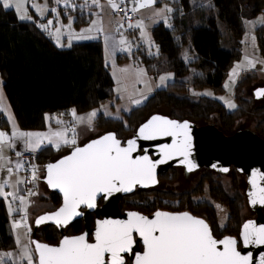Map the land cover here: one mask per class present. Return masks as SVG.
Masks as SVG:
<instances>
[{
    "label": "trees",
    "instance_id": "obj_1",
    "mask_svg": "<svg viewBox=\"0 0 264 264\" xmlns=\"http://www.w3.org/2000/svg\"><path fill=\"white\" fill-rule=\"evenodd\" d=\"M202 8L193 0H170L172 9L167 20L160 21L152 28V39L158 49L150 54L143 43L132 54L120 53L117 61L138 58L148 73L157 76L165 71H178L183 67L185 48L193 54L190 65L197 71L189 79L176 77L166 86L156 89L147 100L129 112L124 118H114L100 112L95 126L99 130L111 128L118 137L130 136L133 126L147 117L156 107L167 105L173 118H189L214 122L226 134H231L238 122L247 114L254 115L256 132L264 138V97L261 104L245 95V86L256 76L248 72L235 86L237 107L229 110L225 103L209 95H194L191 88L210 87L215 93L225 90V82L235 62L243 54L242 39L245 33V18H253L264 9V0H208ZM84 5L60 6L64 17L74 16L77 28L89 24L93 11ZM258 43L264 54V24L256 28ZM0 75L3 87L15 117L21 128L43 130L56 125L60 117L68 123L74 121L76 113L90 111L116 97L115 80L111 65L104 55L101 38L75 41L60 46L51 33L40 27L38 19H21L13 7L4 8L0 0ZM117 100L119 97L116 98ZM3 125L6 120L3 117ZM71 145H62L57 150L46 145L38 150V168L53 159ZM68 150V151H69ZM63 155V154H62ZM175 168L165 172L168 179L176 176ZM232 182L226 187L220 174L204 169L202 181L192 191L179 194L152 190L138 192L121 199L120 206L136 207L150 213L157 206L174 204L171 210H189L206 218L217 237L239 236L242 224L241 211L247 197L239 185L241 173L233 166L230 170ZM163 175V174H162ZM160 176V180L164 176ZM169 175V176H168ZM172 175V176H171ZM209 182V194L216 203L226 205L230 215L225 225L219 222L216 206L207 200L196 201L194 195L204 192V184ZM170 193V194H169ZM149 194V195H148ZM136 197L135 200L130 199ZM50 200V210L57 208L62 201L57 192H50L43 201ZM92 224L95 216L90 214ZM10 214L4 198L0 197V251L13 249L16 240L9 228ZM84 228L82 219L73 222L67 229L69 234L80 233ZM39 237L56 243L60 233L55 226L44 225L38 230ZM5 264H13L5 261Z\"/></svg>",
    "mask_w": 264,
    "mask_h": 264
},
{
    "label": "snow or ice",
    "instance_id": "obj_2",
    "mask_svg": "<svg viewBox=\"0 0 264 264\" xmlns=\"http://www.w3.org/2000/svg\"><path fill=\"white\" fill-rule=\"evenodd\" d=\"M59 2V0H57ZM111 2V0H110ZM156 0H144L139 4L143 8L154 4ZM98 3V0H93ZM15 6L19 11L23 7V0H3V7ZM38 11L46 5H33ZM112 7H117L112 3ZM138 9L134 8L133 11ZM171 11V9H166ZM21 19H31L25 15ZM259 23L264 24V18ZM49 24L52 21L48 22ZM96 23L95 21L93 22ZM253 23V22H249ZM138 27H143V22H137ZM47 28L48 25H40ZM90 30V29H89ZM57 32L60 30L57 29ZM84 37L78 36L77 39ZM125 43V40H121ZM130 50V49H129ZM248 58L245 57V60ZM255 67V63L249 61L247 65L238 63L229 77L235 82L243 67ZM124 71H127L125 69ZM138 75H144L143 70H138ZM170 75L161 76L160 84L163 85L170 79ZM225 87H229L228 84ZM198 95H211V93H199ZM257 96H264V88L257 89ZM2 97V90H0ZM219 99H224L220 97ZM141 101L134 100L139 104ZM229 108H236L232 102H228ZM0 109L7 111L2 104ZM72 115L77 122H84L85 117L76 116V110ZM96 116V110L87 114V122L90 124ZM11 118V117H10ZM57 123L63 121L57 120ZM12 137H23L29 148L35 150L41 147L45 141L53 145L57 150L61 145L76 144V139L66 138L67 130H60L51 133L20 132L15 128L13 119ZM75 136V129H71ZM139 134L144 139H155L158 136H173L176 141L171 145L161 146L164 159L153 162L148 156L133 158L132 153L136 150V140H128L126 147H121V142L116 139L115 133H108L97 140H93L85 147H76L74 151L59 160L55 164L47 165V182L53 187L60 189L63 193V205L56 211L46 213L36 219L37 225L47 221H53L58 226H66L74 217L81 215L78 211L81 205L88 208L96 207L97 197L107 198L114 193L132 192L139 185L148 187L159 183L156 177L157 164L165 163L173 156H183L182 163L187 164V170L193 171L197 165L188 159L191 149L190 125L188 121L179 122L164 116L154 115L147 123L139 129ZM10 137L7 133L0 131V156L3 146ZM11 146V145H9ZM20 155V153H17ZM23 167L17 164V168ZM213 168L216 165H212ZM12 169H8L11 173ZM221 171L228 172L229 169L222 168ZM255 176V173H253ZM36 179V170L33 166L32 180ZM20 183V181H17ZM255 184V180H253ZM15 187V185H13ZM259 202L264 203V188H259ZM36 193L29 192L28 195ZM0 196L5 198L11 196L19 199L24 205L28 200L25 196L17 197L15 193L5 192L4 185L0 183ZM196 199V198H194ZM201 200L206 198H200ZM253 203H256V194H253ZM216 207L219 208L217 205ZM10 211L11 204L8 205ZM26 216L22 217V222ZM15 228L21 227V222H13ZM27 227L26 223L24 225ZM243 241L245 244H264V226L256 228L252 222L244 226ZM30 231V228L28 229ZM133 233H138L142 238L145 251L133 253L134 264H251L249 255H241L237 251V240L234 237L226 236L221 240L213 237L212 231L203 218L193 216L189 212H163L156 211L153 218H149L138 212H129L126 220L105 219L98 221L95 231V242L89 243L87 234L79 236L64 237L58 246L29 241L23 245L21 260L26 264H33V251L31 244H35V252L38 253V264H125L124 253H131L136 241ZM20 243V237H16ZM222 245V249L218 247ZM106 254L109 259L106 261ZM11 257L12 253H0V264L4 257ZM261 264H264V256L261 257Z\"/></svg>",
    "mask_w": 264,
    "mask_h": 264
},
{
    "label": "rangeland",
    "instance_id": "obj_3",
    "mask_svg": "<svg viewBox=\"0 0 264 264\" xmlns=\"http://www.w3.org/2000/svg\"><path fill=\"white\" fill-rule=\"evenodd\" d=\"M43 1V0H42ZM110 2V0H108ZM166 2H170V0H165ZM41 0H23V7L21 10H17L19 15H23V13H30L33 14L32 9L34 8L33 5H39ZM194 4L198 5L199 8H202L205 4H209L208 0H193ZM255 0H248V3L250 5H253ZM112 3H115L117 7H112ZM119 1L118 0H111L110 2V12L113 13L117 11V8L119 7ZM171 5V4H170ZM15 7V6H14ZM99 10H96L97 13H100L101 8H98ZM56 16H59V13L57 11ZM120 16V15H119ZM116 16L113 21H117L118 17ZM103 18L107 19L106 14L103 15ZM120 18V17H119ZM262 18H264V9L263 11L257 15L256 17L253 18H245V33L242 39V47H243V54L240 59H238L232 69L238 64H244L247 65L249 61L255 63V67H243L240 72L238 77L236 78L235 82L233 83L230 81L229 77L232 73V69L229 73V77L227 78L225 85L228 84L229 87H225V90L220 93H215L210 87H203V88H191V92L194 95H198L199 93H211L212 97H215L219 99L220 97H223L224 99H219L223 101L226 105V107L229 110H233L235 108H229L227 106L228 102H232L235 105H237V100L235 98V86L238 82V80L244 76L248 72H253V76H256V78L249 84L245 86V95L247 97L253 98L254 95V90L258 87H264V54L261 50V45L258 43L257 39V32L256 28L262 24L259 23ZM122 19V18H121ZM166 18L165 20H167ZM73 20V17H71L70 21ZM109 22V21H108ZM253 22V23H249ZM72 23H60L55 29H53V24H50V26L47 27V29H50L54 35L56 41L60 44V36L61 35H69L71 34L75 29L71 25ZM43 25H49V24H43ZM96 25V23H95ZM134 23L130 22H124L121 20L119 22L118 28L123 30L121 34V40H124V34L129 36L131 38V35H129V31L134 28ZM91 28V27H90ZM59 29L60 31L57 32L56 30ZM77 32V31H75ZM125 35V36H126ZM126 36V40H127ZM129 41V40H128ZM130 42V41H129ZM141 43L144 44V46L148 49V52L150 54L157 53L158 49L152 41L151 36L147 34L145 29H142L141 33ZM125 44H127L125 42ZM70 45V43H69ZM126 49V50H124ZM122 51H127L131 52L132 50H129V48H126L123 46ZM245 57L248 59L245 60ZM140 55L138 58H130L127 60H124L122 62H116L115 59L111 56H107V63L111 65V72L113 74L114 80H115V92H116V97L113 100L107 101L103 104H101L99 107H96L90 111L83 112V113H76V116L80 117H85L84 122H77L76 119L74 118V121L71 123H68L64 117H60V121H63V123H58V125L62 130H67L66 131V138L68 140H71L73 138L76 139V144L71 145L77 146V145H83L87 143L88 141L99 137L102 135L105 131L112 130L111 128H108L106 130H99L95 126V119L98 116L100 112L105 113L107 116L114 117V118H124L125 117V112H129L132 108L139 106L143 104L147 98L158 88L164 87L167 85L169 81L174 80L176 77H179L181 79H189L191 78L197 71L194 69L193 66L190 65V61L193 59V54L189 51V46L185 48L184 52V58H183V67L180 68L178 71H165L157 76H154L151 73H148L146 70L144 64L142 61L139 59ZM127 69V71H124ZM143 70L144 75H138V70ZM170 75V79H168L165 84L161 85L159 78L161 76H167ZM1 78V76H0ZM3 86V83H2ZM4 89V87H3ZM119 97L117 100L116 98ZM256 98V97H255ZM8 100V99H7ZM134 100H139L141 101L139 104L133 103ZM263 101V97L260 99H255V103L261 104ZM96 110V116L92 119L91 123L89 124L87 122V114L93 112ZM171 112V109L167 105H161L156 107L150 114L152 113H159L163 115H169ZM149 114V115H150ZM148 115V116H149ZM147 116V117H148ZM143 117L140 119L134 126H133V131L131 132L130 135L133 134V132L136 130V127L138 124L145 118ZM212 121L216 122V119H213ZM256 119L253 114L249 113L245 115L235 126L234 130L231 133H234L236 130L239 129H252L256 130L257 128V123ZM197 124L202 125L204 123H210L209 121L207 122L206 120L199 119L196 121ZM75 129V136L71 129ZM123 137H129V136H123ZM63 145V144H62ZM61 145V146H62ZM40 150V149H39ZM69 149H64L63 151L59 152L57 155L53 157V159L57 158L58 156L68 152ZM37 152V151H36ZM52 159V160H53ZM172 170V169H171ZM170 171V170H168ZM176 171V176L173 180L168 179V177L165 176L166 173H164L162 176H164L161 179L160 184L155 187L154 189H151L150 191H146L148 193L152 192V190H162L163 192H171L175 194H179L182 192L186 191H192L195 186L199 182L202 181V173L204 169H200L197 171L192 172L188 176L186 175L184 169H181L180 167L175 168ZM37 176V184L33 185V193H36L35 195L26 197L28 200V204L26 205L27 212L25 213L24 208L25 205L19 200V199H13L8 202V205L11 204L12 209H15V211H9L10 214V221H9V228L10 231L13 233L16 237H20V243L16 242V246L13 249H8V250H1L0 253H12L11 257L5 256L2 264H5V261H11L13 264H26L25 261L21 260V255L23 251V245L28 244L29 241L33 242V236L34 232L36 229V219L40 216V214L50 211L53 207H50V200H45L43 201V197L49 196L50 195V190L47 185V183L44 181V176H45V171L44 169H38L36 172ZM169 176V175H168ZM172 176V175H171ZM224 184L226 187H230L231 182H232V176L231 173H227L223 176L222 178ZM239 185L242 189L243 192H245L246 188V178L243 174L239 175ZM141 192L140 190H137L136 193ZM135 193V194H136ZM170 194V193H169ZM246 195V194H245ZM206 198L203 200L210 201L213 203L216 207L219 213V222L221 225H225L228 221L230 212L229 209L226 205H222L220 203H216L212 197L209 194V182H205L204 184V192L199 194V195H194V198H196V201H200V198ZM130 199L135 200L136 197H131ZM165 207H170V208H175L174 204H169L166 205ZM26 216V221L22 222V217ZM255 217L254 211L250 208L249 204L247 201H245L244 208L241 211V219L242 221L251 219ZM21 222V227L15 228L13 226V222ZM27 225L25 227L24 225ZM30 228V231L28 229ZM31 250L33 251V264H38L37 262V257H36V252L34 248V243L31 244Z\"/></svg>",
    "mask_w": 264,
    "mask_h": 264
},
{
    "label": "water",
    "instance_id": "obj_4",
    "mask_svg": "<svg viewBox=\"0 0 264 264\" xmlns=\"http://www.w3.org/2000/svg\"><path fill=\"white\" fill-rule=\"evenodd\" d=\"M264 87H258L257 89H262ZM255 90V97L260 98L262 96H257ZM164 116L171 120L184 122L188 121L190 125V136H191V149H190V156L188 157L197 167L189 172L187 170V164L182 163L184 160L183 156H173L171 159H168L165 163L157 164L156 167V177L159 181V176L164 174L168 170L173 167H183L186 175L188 176L194 171L200 169H211L215 172L220 174H227L230 172L231 168L234 166L239 173L243 174L246 178V188L245 194L247 197V203L249 204L250 208L254 211L255 217L245 220L242 222L240 226V233L239 236L235 235H223L221 237H217L214 235L213 230L209 222L206 220L205 217L201 215H196L189 210H168V209H156L150 213H145L136 209H126L122 210L120 206L121 199L125 196H129L135 193L137 190L140 189H151L156 187V185H151L148 187H142L137 185L132 192H119L114 193L112 196L102 198L100 196L97 197L96 200V207L95 208H88L85 205H81L78 211L81 215L74 217L66 226H58L53 221H47L43 224H36V229L33 236V242H39L48 244L50 246H58L60 242L63 240L64 237L68 236H79L82 234H87V240L89 243L95 242V231L98 227V221L111 219V220H126L128 219L129 212H138L149 218H153V214L156 211H163V212H172V213H180V212H189L193 216L198 218H203L209 225L212 235L217 240H221L226 236H231L236 238L237 240V251L241 253V255H249L251 257V264H261V257L264 256V244H256L250 243L245 244L243 241V232H244V225L246 223L252 222L253 226L259 228L260 226H264V203L259 202V195L258 192L259 188H264V138L260 136L258 132L252 129H239L236 130L234 133L226 134L221 129H219L214 122L212 123H204L199 125L196 121L189 119V118H173L170 115H163L159 113H152L150 114L141 124H139L134 132V134L126 139L120 138L117 136L114 130L105 131L102 135L97 138H94L83 145H77L70 148V150L63 155L58 156L57 158L50 160L44 165V181L47 183L49 190L52 192H57L61 195L62 201L61 204L50 211H46L40 216L45 215L46 213L54 212L58 210L63 205V193L60 189L53 188L47 182V165L55 164L65 156L70 155L76 147H85L88 143L93 140H97L100 137L108 134V133H115L116 139L121 142V147L127 146V141L135 139L137 148L132 153L133 158L139 156H148L153 162L164 159V154L161 151V146L163 145H171L176 141V137L173 136H158L155 139H144L139 134L140 127L147 123L148 120L154 116ZM216 165L215 168L212 165ZM222 168L229 169L228 172L221 171ZM255 173V176H253ZM255 180V184L253 183ZM256 194V203H253V194ZM95 214V222L92 224L90 219V214ZM39 216V217H40ZM82 219L84 221V228L80 233L69 235L66 232V229L75 221ZM44 225H51L55 226L59 233L61 234L60 239L56 243H50L47 241L42 240L38 235V230L41 226ZM133 238L136 243L133 245V250L131 253H124V257H129L131 259V264H134V256L133 253H142L145 251V246L142 243V238L139 237L138 233H133ZM222 249V245H219ZM35 248V244H34ZM37 262H38V253H36ZM109 259L108 255L106 254V261Z\"/></svg>",
    "mask_w": 264,
    "mask_h": 264
},
{
    "label": "crops",
    "instance_id": "obj_5",
    "mask_svg": "<svg viewBox=\"0 0 264 264\" xmlns=\"http://www.w3.org/2000/svg\"><path fill=\"white\" fill-rule=\"evenodd\" d=\"M1 1L3 2V0ZM118 1L120 2L118 6L128 1L131 9L134 8L138 9L135 11L136 18L131 21V23L135 24L134 28H132V30L129 31V35H131V38H129V36L124 34V40L127 44L121 43V34L123 30L118 28L119 22H121V20L124 21V19L122 18L121 15L119 16L117 11L116 13L110 12V2L108 0H98V3H93V0H59V2H57V0H43V1L41 0L39 5L41 6L46 5V7L42 8L41 11H38L34 7L32 9L33 14L27 12V13H23V15H19L14 5L11 7H13L17 11L20 17L25 15L31 17V19L33 17H36L40 25L49 24L48 22L52 21L51 24H53L54 27L53 29H55L60 23L63 24L68 22L72 23L71 25L74 27L75 30L69 35H61L59 37L60 44H63L61 46L69 45V43L71 44L72 42L75 41L101 38L104 44L105 58H107V56H111L115 59L116 62H118L117 56L120 53H127V54L133 53L135 48L138 46V41H141L142 29H145L147 34H149L152 39V28L154 27V25H156L160 21L165 20L170 16L171 11H167L166 9H172V6L170 5L171 3L170 2L168 3L165 0H156L154 4L143 8L139 7V4L143 3L144 0H118ZM68 5L71 6L84 5L89 7L88 10H91L94 13L91 22L89 24L81 26L80 28H77L74 24V16L64 17L63 13L60 10V6H68ZM98 8H101L100 13L96 12V10H99ZM57 11L59 13V16H56ZM104 14H106L107 19L103 18ZM116 16H119L120 18L118 17L117 21H113L112 19H114ZM71 17H73L72 21H70ZM94 21L96 22V25L93 23ZM138 21L143 22V27L137 26ZM48 26H50V24ZM47 30L51 33L54 40L56 41L54 33L50 29ZM125 35L127 36V40ZM78 36L84 38L77 39ZM57 44L59 43L57 42ZM123 46L129 48L132 51L131 52L122 51ZM2 83H3V79L1 77L0 90H2V97H0V104H2L4 108L7 109V111L0 109V131H2L3 128H6L5 133L8 134L10 139L4 143L2 156H0V183L4 185L5 192L15 193L17 197L19 196L29 197V195L23 191L22 183L25 179V175L21 172V168H17V164H22L17 153L21 149H27L36 152L42 147L51 144H49L48 141H45L40 148L33 150L29 148L28 145L24 142L26 138L19 136L12 137L11 134L14 130L13 119L15 121V128L18 129L20 132L51 133L55 131H60L62 129L58 125H49L46 129L43 130H27L21 128L15 117L10 102L9 100H7L8 98L5 93V90L3 89ZM3 117L6 120L5 126L2 124ZM9 168L12 169L11 173L8 172ZM17 181H20V183H17ZM37 181L38 180L36 176L35 185L37 184ZM13 185H15V187H13ZM0 197L6 200L7 205L9 201L13 200L11 196L7 198L3 196Z\"/></svg>",
    "mask_w": 264,
    "mask_h": 264
},
{
    "label": "built area",
    "instance_id": "obj_6",
    "mask_svg": "<svg viewBox=\"0 0 264 264\" xmlns=\"http://www.w3.org/2000/svg\"><path fill=\"white\" fill-rule=\"evenodd\" d=\"M117 13L122 16L124 21H132L136 18V12L130 8L129 2H125L117 8ZM3 132H6V128L2 129ZM20 153L19 158L22 162L23 167H21V172L25 175V179L22 183L23 191L29 193L33 191V185L36 181L32 180L33 166L37 172L38 168V157L35 151L21 149L18 151Z\"/></svg>",
    "mask_w": 264,
    "mask_h": 264
},
{
    "label": "flooded vegetation",
    "instance_id": "obj_7",
    "mask_svg": "<svg viewBox=\"0 0 264 264\" xmlns=\"http://www.w3.org/2000/svg\"><path fill=\"white\" fill-rule=\"evenodd\" d=\"M257 89V88H256ZM254 95H255V90H254ZM262 97H264V96H262ZM262 97H260V98H262ZM260 98H257V99H260ZM146 119V118H145ZM145 119H143L139 124H141ZM138 124V125H139ZM137 128V127H136ZM135 132V131H134ZM134 132H133V134H134ZM132 134V135H133ZM132 135H130V136H132ZM129 136V137H130ZM120 138H124V139H126V138H128V137H120ZM174 168V167H173ZM181 169H184L183 167H180ZM171 170V169H170ZM162 175V174H161ZM160 175V176H161ZM159 176V177H160ZM160 182H161V180H160V178H159V184H160ZM158 184V185H159ZM157 185V186H158ZM156 186V187H157ZM155 188V187H154ZM154 188H151V189H154ZM151 189H140V191H144V192H146V191H150ZM137 192V191H136ZM135 192V193H136ZM135 193H133V194H135ZM132 195V194H131ZM131 195H129V196H131ZM149 195V194H148ZM126 197V196H125ZM158 208L157 209H168V210H171L170 208H168V207H163V206H157ZM126 209H136V210H139V211H141L139 208H136V207H125V209L124 210H126ZM142 212H144V211H142ZM146 213V212H145ZM94 215L95 216V214L94 213H91V215ZM68 229V228H67ZM67 229H66V232H67ZM67 234H69L68 232H67ZM74 234H77V233H71V234H69V235H74ZM60 237H61V234H60ZM125 264H131V259L129 258V257H126L125 258Z\"/></svg>",
    "mask_w": 264,
    "mask_h": 264
}]
</instances>
